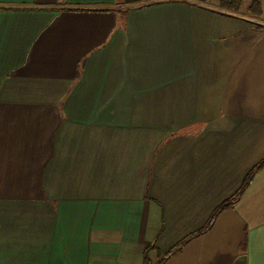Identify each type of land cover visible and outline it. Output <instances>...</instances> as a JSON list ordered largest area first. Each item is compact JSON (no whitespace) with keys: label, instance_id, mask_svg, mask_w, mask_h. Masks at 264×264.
Here are the masks:
<instances>
[{"label":"crops","instance_id":"crops-1","mask_svg":"<svg viewBox=\"0 0 264 264\" xmlns=\"http://www.w3.org/2000/svg\"><path fill=\"white\" fill-rule=\"evenodd\" d=\"M263 8L0 0V264L157 262L201 230L264 160ZM240 255L264 264V166L165 264Z\"/></svg>","mask_w":264,"mask_h":264},{"label":"trees","instance_id":"trees-1","mask_svg":"<svg viewBox=\"0 0 264 264\" xmlns=\"http://www.w3.org/2000/svg\"><path fill=\"white\" fill-rule=\"evenodd\" d=\"M247 0H219V5L225 9H230L233 11H239L241 10L243 4ZM261 8H262V0H250V4L248 6V11L254 15H260L261 14ZM264 166V160L260 162L258 165H256L254 168H252L248 174L246 175L242 185L240 186L239 190L235 193L234 196L231 198L225 200L222 202L214 211V213L209 218L207 224L199 230L196 234L190 236L189 238H186L182 242H180L178 245H176L172 250H170L167 253H162L158 250V261L153 262L149 257V251L154 248V246H150L145 249L144 252V262L143 264H165L168 259L177 251H179L183 245L191 238L195 236H199L203 234L204 232L208 231L211 226L213 225L215 219L217 216L224 210L230 208L232 205H234L243 195L247 187L251 184L255 174L259 169H261ZM246 248V242H243L241 244V251L244 253Z\"/></svg>","mask_w":264,"mask_h":264},{"label":"rangeland","instance_id":"rangeland-1","mask_svg":"<svg viewBox=\"0 0 264 264\" xmlns=\"http://www.w3.org/2000/svg\"><path fill=\"white\" fill-rule=\"evenodd\" d=\"M217 2H218V0H217ZM249 4H250V0H247V1L243 4L241 11H242V12H248V14L253 15L252 13H250V12L248 11V6H249ZM263 9H264V8H263ZM261 12H262V8H261Z\"/></svg>","mask_w":264,"mask_h":264},{"label":"water","instance_id":"water-1","mask_svg":"<svg viewBox=\"0 0 264 264\" xmlns=\"http://www.w3.org/2000/svg\"><path fill=\"white\" fill-rule=\"evenodd\" d=\"M234 264H246V256L240 255Z\"/></svg>","mask_w":264,"mask_h":264}]
</instances>
